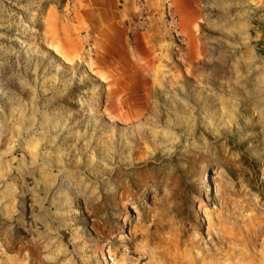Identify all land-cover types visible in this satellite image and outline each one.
I'll return each mask as SVG.
<instances>
[{
	"label": "rangeland",
	"instance_id": "374dc122",
	"mask_svg": "<svg viewBox=\"0 0 264 264\" xmlns=\"http://www.w3.org/2000/svg\"><path fill=\"white\" fill-rule=\"evenodd\" d=\"M182 3L0 0V264H264V0Z\"/></svg>",
	"mask_w": 264,
	"mask_h": 264
},
{
	"label": "bare ground",
	"instance_id": "6f19581e",
	"mask_svg": "<svg viewBox=\"0 0 264 264\" xmlns=\"http://www.w3.org/2000/svg\"><path fill=\"white\" fill-rule=\"evenodd\" d=\"M183 5L184 6H183V10L181 11V13L184 15V13L186 11L184 9H185V7L187 8V6H188L187 0H184ZM185 14H187V13H185ZM184 19L185 20L183 22V26L186 28L191 27L193 22H194V19L190 18L188 15H184ZM125 100H126L125 98L120 97L118 99H113L110 101L109 108L113 114H115L121 118H126L128 116V113L126 112L127 107L125 105Z\"/></svg>",
	"mask_w": 264,
	"mask_h": 264
},
{
	"label": "crops",
	"instance_id": "0c3cea01",
	"mask_svg": "<svg viewBox=\"0 0 264 264\" xmlns=\"http://www.w3.org/2000/svg\"><path fill=\"white\" fill-rule=\"evenodd\" d=\"M147 34V33H146ZM146 34H141L139 35V38L137 39L136 41V48L139 50L140 48L144 47V46H147L148 43L151 44V39H152V36L148 33V36H146ZM149 40H147V39Z\"/></svg>",
	"mask_w": 264,
	"mask_h": 264
}]
</instances>
